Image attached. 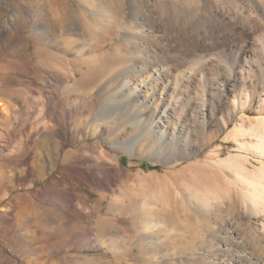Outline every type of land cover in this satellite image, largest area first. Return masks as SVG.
Segmentation results:
<instances>
[{
    "label": "rangeland",
    "instance_id": "obj_1",
    "mask_svg": "<svg viewBox=\"0 0 264 264\" xmlns=\"http://www.w3.org/2000/svg\"><path fill=\"white\" fill-rule=\"evenodd\" d=\"M127 1L0 0V100L6 105L0 111V264H214L219 220H234L264 255V243L239 219L243 191L254 175L264 178L263 84L227 127L212 124L205 139L180 127L179 151L186 141L190 148L184 159L156 153V141L163 140L143 133L144 107L134 115L145 117L133 133L142 134L134 151L114 147L134 132L129 125L120 136L133 115L100 133L89 126L83 106L89 94L102 107L116 89L106 92L103 83L124 65L113 43ZM175 1L184 5L171 38L178 54L185 49L180 33L189 41L198 37L207 12L197 1ZM101 38L108 40L105 49L94 50ZM230 40L228 63L247 38L236 31ZM175 84L165 80L168 103L183 95L179 83L172 92Z\"/></svg>",
    "mask_w": 264,
    "mask_h": 264
},
{
    "label": "bare ground",
    "instance_id": "obj_2",
    "mask_svg": "<svg viewBox=\"0 0 264 264\" xmlns=\"http://www.w3.org/2000/svg\"><path fill=\"white\" fill-rule=\"evenodd\" d=\"M184 1H197L208 14L202 17L203 31L198 37L189 41L185 32L180 33L181 48L185 49L178 54L171 51L177 47L171 38L175 36L173 22L184 5L181 6L175 0H154L146 4H143V0L136 2L128 0L126 7L123 8L124 12H120L122 24L120 37L115 40L113 46L121 51L119 55L124 65L115 75L103 81V85L101 84L104 91L112 87L116 89L112 90L110 96L104 97L102 102H105L100 108L98 102H95L94 91L89 94L83 105L84 111L89 114L88 124L97 133L121 119L125 113L127 116L133 115V118L121 124L120 136L128 131L129 125L133 127L134 132L128 139L114 142V147L118 149L134 151L138 147L142 134L133 133L145 117L136 119L134 115L144 107L142 113L148 116L149 121L143 133L147 135L154 132L163 140L156 141L159 146L156 153L159 154L164 149L170 154L176 153L178 156L176 159H184L189 155L190 148L186 141L185 150L179 151L178 139H183L184 134L178 130L180 127L186 126L188 131L199 134L203 140L210 136L208 131L212 124H217L220 128L227 127L242 111L243 100L248 102L251 96L256 94L260 84H263L261 89L264 96V68L260 66L261 60L264 59V0ZM212 19H215V24ZM236 31L247 40L244 41V46L238 49L236 59L228 63L224 61V57L232 50L230 37L235 35ZM252 34L254 42L249 41ZM107 42L106 38L96 40L94 50H102ZM222 46L227 48L221 49ZM173 56L176 58H172ZM170 77L176 82L172 92L177 90L179 83L183 95L181 97L178 95L174 102L171 99L168 103L164 95L169 93L170 88L165 85V80ZM204 88H207L206 95ZM0 111H6V105L2 100ZM239 115L242 126L247 115L244 112ZM258 137L260 135L257 139ZM196 140L198 143V139ZM63 142L60 141V147L63 146ZM260 142L258 145L263 150H260L261 154L264 155V141ZM262 173L264 174V165ZM250 181L253 189L250 187L243 191L239 219L245 220L251 226L255 239L264 243V178L254 175ZM203 202L206 203L207 199L203 198ZM234 224V220H219L215 229H218L222 241L218 246L219 257L213 259L214 264H264V255L253 250L255 247L250 246L242 237L241 228ZM224 239H228L229 242L225 243Z\"/></svg>",
    "mask_w": 264,
    "mask_h": 264
}]
</instances>
